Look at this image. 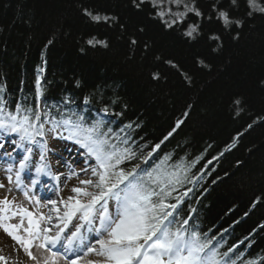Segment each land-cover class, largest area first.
Here are the masks:
<instances>
[{
	"label": "trees",
	"instance_id": "1",
	"mask_svg": "<svg viewBox=\"0 0 264 264\" xmlns=\"http://www.w3.org/2000/svg\"><path fill=\"white\" fill-rule=\"evenodd\" d=\"M213 5L242 26L226 29ZM195 6L201 17L189 13L167 28L151 0L138 8L133 0H0V103L13 114L19 105L30 133L42 123L49 138L65 129L53 121L72 113L85 128L103 121L102 131L119 133L111 143L136 152L119 165L126 171L138 164L150 172L169 157L168 171L180 166L166 200L180 199L170 227L187 219L189 230L215 237L225 264H264V13L248 16L246 0ZM163 7L183 10L167 0ZM190 24L199 25L195 39L184 35ZM93 38L107 47L89 45Z\"/></svg>",
	"mask_w": 264,
	"mask_h": 264
},
{
	"label": "snow or ice",
	"instance_id": "2",
	"mask_svg": "<svg viewBox=\"0 0 264 264\" xmlns=\"http://www.w3.org/2000/svg\"><path fill=\"white\" fill-rule=\"evenodd\" d=\"M144 2L145 0H139V2L133 0V4L137 8ZM151 2L154 10L160 9L155 11V15L162 19L167 28H172L178 23L183 24L189 13H193L197 17L203 15L195 6V0H167L169 4L183 9L176 12H173L170 7L167 9L163 7L165 0H151ZM230 3L231 6L238 7V0H230ZM246 3L249 8L248 16H252L253 11L264 13V6L258 0H246ZM213 11L226 29L232 25L239 27L243 24L242 20L231 17L226 9H217V6L213 5ZM85 14L94 21L109 19L107 16L102 18L99 15H93L87 10H85ZM165 17H171V19H165ZM198 34V24L188 25L184 32L185 36L193 39ZM209 39L219 41L220 37L212 35ZM87 43L92 46L107 47L106 41L95 38L88 40ZM131 43L136 44V40L133 39ZM199 63L203 64L204 62L200 61ZM172 66L175 67V65ZM153 78L158 79L159 74L154 73ZM39 85L40 80L37 79L38 93L40 92ZM87 102L86 98L85 103ZM235 103L239 104V101H235ZM20 110V106L17 105L15 114L6 112L3 104L0 103V129L22 132L30 136L29 129L33 127L30 117L19 116ZM25 111L31 112L32 109ZM103 111L107 113L108 109L104 108ZM35 115L39 120V114L35 113ZM53 122L57 126H63L69 132V138L77 139L82 147L95 158L96 166L91 168V172L96 179L80 181L82 185L94 188L95 191H89L86 188L72 189L74 193L82 194L88 199L82 202L79 199L73 200V197L68 198L70 203H65L66 211L63 216L59 217L63 226L58 225L59 230L55 235H48L50 229H40L39 222H36L33 239L43 237L44 243L40 245L41 248L49 250L50 245H55L58 242L64 247L61 234L65 232V229H68L74 219H77L82 223L72 224V228L75 230H70L71 234L65 236L67 246L64 247V251L65 253L72 251L74 255V258L69 260V264H80L81 256L75 253L74 249L76 248H86L84 256L95 253L97 257L102 258L86 260L84 264H220L223 257L228 255L226 252L221 256L217 251L216 245L213 244L215 237L209 238L206 234L202 235L198 231L189 230L186 227L189 223L187 219L180 222L179 226L175 228L170 227L175 221L173 211L177 209L180 199L177 198V202L171 204L166 200L175 191L174 186L180 183V166L176 165L174 171H168L164 165L169 157L166 156L161 164L150 172L147 169H141L138 164L126 171L119 165L125 160L135 159L136 152L131 147H120L116 143H111L113 137L120 140L119 133H114L111 128L107 132L102 131L103 121H95L90 127L85 128L83 117L72 113L67 118ZM182 122L178 121L176 127H179ZM39 127L41 131L38 134L43 136L44 125L41 123ZM126 127L131 128L132 125L129 124ZM175 130L173 128V132ZM50 131H55V128ZM171 135L172 132H169L164 140H167ZM121 143L127 145L129 140L124 139ZM159 147L160 144L155 145L153 152ZM151 156L152 152L144 157V163H147ZM43 159L44 157L41 156V160ZM27 160L26 156L20 161L21 169L26 166L25 161ZM17 178H19V173H17ZM0 187L3 185L0 184ZM182 195H187V192ZM109 200L113 201L114 205L111 210ZM2 203L7 205L9 201L5 198ZM49 203L55 204L56 202L49 201ZM28 215L31 216L30 213ZM47 219L51 220V216ZM96 222L99 223V228H93L92 231L97 232L102 238L96 239L95 246H89L85 243L86 237L82 229ZM32 223L33 221L30 219L29 224ZM2 226L13 239L25 244L28 256L35 260L36 264H41L40 260L29 250L30 244L25 243L22 237L14 235V230L19 228V225L3 224ZM25 231L32 233V229H25ZM228 251L231 252L232 249L230 248ZM65 258L67 259V256ZM3 259L0 257V260ZM43 264H57V253L52 252L51 258H45Z\"/></svg>",
	"mask_w": 264,
	"mask_h": 264
},
{
	"label": "rangeland",
	"instance_id": "3",
	"mask_svg": "<svg viewBox=\"0 0 264 264\" xmlns=\"http://www.w3.org/2000/svg\"><path fill=\"white\" fill-rule=\"evenodd\" d=\"M58 135L63 141L60 144L50 147L51 157L49 163L46 161L43 147L40 146L41 148H39L34 146L32 148L30 143L24 141V143L21 144L22 141L19 142V139L16 140L14 138L2 141L5 138L0 136V184L3 185V187H0V257L4 258L0 260V264H36V261L28 256L25 250V244H22L8 235L4 231L3 224L19 225V228L14 230V235L22 237L25 243L30 244L29 250L40 260L41 264H43L45 258H51V254L40 247V243L37 241L40 238L37 240L31 239V237L23 231V229L28 227L22 216L26 209H29L28 198L23 197L15 186V177L19 170V166L18 162L6 161L4 157L7 154L11 159L12 156H17V158L27 156L28 160L26 162L30 167H44L49 174L56 169L54 173L57 174L54 178L58 180V183L55 186L53 185L48 189H44L46 193L45 199L39 198L40 206L37 209V214H39L44 229H50L48 235L54 234L58 229V225L60 226V224H62L59 217L63 216L66 211L65 203H70L68 200L69 197H73V200L79 199L82 202L88 199L82 194L74 193L72 191L73 188H86L89 191H95L94 188L80 183L82 180L96 179L92 176L91 172V168L94 167L91 157L84 156L82 153L83 151L85 152L86 149H84L82 145L77 143L74 144L70 141L71 138L62 136L61 132H59ZM16 145L19 147L17 150L12 147ZM26 148L27 150H25ZM39 149L41 154H35V150ZM85 154L89 153L85 152ZM41 156L44 157L43 160H41ZM31 172L35 174L34 169ZM9 177H11V180H9ZM48 183H51V181ZM51 192L52 194H50ZM5 198L9 201L7 205L2 203ZM49 201H55L56 203L50 204ZM113 206V201H111V203H109L110 210ZM13 213H15V215H13ZM49 216H51V220L47 219ZM79 223H81V221H79L78 224ZM93 228H99V223L96 222L93 225L86 226L83 230V234L86 237L85 243L89 244V246H95L96 239L102 238L97 232L92 231ZM74 251L77 255L81 256L80 264H84L86 260L102 259L101 257H97L95 253H89L87 256H84V252L87 251L86 248H76ZM72 258H74V255ZM57 264H69V260L66 261L65 256L59 255L57 256Z\"/></svg>",
	"mask_w": 264,
	"mask_h": 264
},
{
	"label": "bare ground",
	"instance_id": "4",
	"mask_svg": "<svg viewBox=\"0 0 264 264\" xmlns=\"http://www.w3.org/2000/svg\"><path fill=\"white\" fill-rule=\"evenodd\" d=\"M3 245V244H2ZM11 255V254H10ZM8 258H11V257H8Z\"/></svg>",
	"mask_w": 264,
	"mask_h": 264
}]
</instances>
